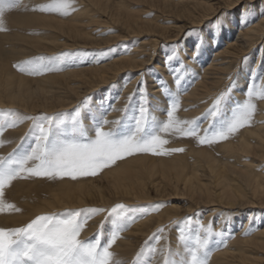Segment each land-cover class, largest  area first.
<instances>
[{
	"label": "bare ground",
	"instance_id": "obj_1",
	"mask_svg": "<svg viewBox=\"0 0 264 264\" xmlns=\"http://www.w3.org/2000/svg\"><path fill=\"white\" fill-rule=\"evenodd\" d=\"M40 1L41 5L51 2ZM128 1L150 4L152 9L149 12L172 11L179 25L170 29L173 26L162 27L154 21L135 17L134 14L124 17L119 6ZM198 8L209 11L206 5L188 0L176 3L169 0H72L70 13L64 16L65 20L54 13L48 15L35 10L20 15L17 8L5 7L2 17L5 30L0 31V110L4 107L22 110L25 115L41 113L54 116L66 111L70 114L90 98L91 108L83 114L84 125L90 132L93 122L100 119L109 104L113 105V110L105 117L108 122L105 129L114 126L113 122L121 120L125 115L121 120L123 126L120 131L126 132L133 125V117L139 104V98L136 99L137 88L141 81H146L153 118L157 122H163L167 119L165 113L169 107V99L161 88V78L172 92L187 89L178 97L180 107L176 116L182 121H190L187 117H202L211 107L213 98L225 92L230 94L225 107V118L230 116V110L247 99L246 89L251 77V83L257 92L253 99L257 108L251 126H246L229 139L219 142L222 144L219 152L221 161L209 156L203 149L197 152L198 168L211 178H206L209 183L214 179L216 185H204L202 188L206 190V201L202 199L205 202L190 203L185 215L202 219L201 223L205 227H213L216 232H224L221 228L227 226L228 229L232 225V231H225L232 233V238L224 234V238L231 239L230 242L217 247L222 238L216 237L215 242L210 244L212 257L209 264H264V173H261L264 172V99L259 96L264 88V14L255 19V15L244 11L243 17L240 15L212 29L210 26L204 32L198 31L195 35L186 36L193 27L201 26L210 19L204 16L205 19L200 24L193 23V19L189 18L190 12ZM95 11L110 16L112 22L121 28L122 34L106 39L98 38L103 33L102 30L105 32L107 28L103 21L93 18ZM12 23H16L15 27ZM11 28H21L22 31L15 33ZM60 36L63 42L59 41ZM197 40L203 41V44L199 54L193 56L192 47ZM65 53L69 54L63 59V69L66 70L44 71L47 67L61 68L58 61H42L38 71L27 70L29 61H36L39 57H59ZM169 54L172 55V60L165 64V58ZM253 58H256L254 66ZM12 62H19V66L14 68ZM21 68L24 69L23 75L18 74ZM173 68L176 69L175 72L172 71ZM177 75L181 77L179 85L175 83ZM129 97L132 99L125 114ZM20 116L23 118L22 123L11 132L16 141L21 139L29 126V119L21 114ZM200 122L204 128L208 127L203 120L200 119ZM163 134L164 132L160 133ZM166 138L184 143L182 147L185 148L187 144H197V138H183L177 133H167ZM9 149L4 144L0 146L2 153ZM165 149L169 150L167 153L171 152L170 147ZM115 164L103 177L104 184L109 185L106 190L116 198L125 196L133 203L134 199L144 194L146 188L132 176L131 173L134 172L131 171L130 163L121 164L120 168ZM54 183V189L57 190L53 193L55 198L49 204L38 202L37 212L34 214L109 204L98 186L85 187L68 183L59 189L54 180L44 182L46 186ZM244 191L251 196H247ZM43 195V187L34 184L27 186L19 182L15 184L12 196L31 212L29 197L42 198ZM149 210L151 211L150 208ZM228 211L234 212L233 215L237 218L226 225L225 215ZM200 212L204 214L201 215ZM130 214L134 215L133 212ZM179 215L181 214L175 210L173 213L159 212L151 217L146 214L137 219L132 230L124 233L125 238L117 240L113 246L118 251V255L114 254V257L118 256L120 264L130 262L131 255L134 254L129 252L132 240H142L164 225L172 228V242L168 245L171 258L186 259L187 249L180 237L183 235L191 238V244L193 238L201 233L199 225L193 230L187 228L184 231L188 223L181 220ZM105 216L106 213L95 216L89 222V232ZM213 216H218L217 222L211 221ZM4 218H7V214L0 215V219ZM108 220L109 224L104 227L105 237L112 230L111 218ZM241 223L242 227L237 230ZM234 228L237 231L233 233ZM249 230L252 234L245 236L244 233ZM89 232L87 231V235ZM164 237L153 240L156 251L153 253L152 264H165L167 260ZM144 261H148L147 256L141 258V264H147Z\"/></svg>",
	"mask_w": 264,
	"mask_h": 264
},
{
	"label": "snow or ice",
	"instance_id": "obj_2",
	"mask_svg": "<svg viewBox=\"0 0 264 264\" xmlns=\"http://www.w3.org/2000/svg\"><path fill=\"white\" fill-rule=\"evenodd\" d=\"M16 4L19 0H14ZM264 3V0H261ZM5 0H0V31L3 28V14L5 7H11ZM72 7V0H51L47 5L35 8L42 13H59L67 16ZM240 15L243 17L244 11ZM223 27V25H221ZM195 33H187L192 36ZM215 38L214 36L212 37ZM203 41L197 40L192 47L193 56L199 54ZM65 53L59 57H39L36 61L27 62V70L35 72L40 69V62L54 63L67 57ZM192 58V57H190ZM172 60L169 54L165 64ZM63 68L47 67L44 71H62ZM175 68L172 69L175 72ZM185 71H188L185 69ZM246 89L247 99L231 109L230 116L225 118V107L230 99L228 92L213 98L211 107L203 114L201 119L207 123L204 128L197 120L182 121L176 113L180 107L178 97L187 89L172 92L167 88L161 78V88L169 99L166 109V121L157 122L150 111L149 97L146 92V81H141L137 88L139 104L133 117L130 131L121 132L119 126L122 121L113 122L111 130H105L108 124L105 119L108 112L113 110L109 104L99 120L93 122L90 132L83 124L82 116L91 108L90 98L81 103L72 114L59 113L54 116L43 115L39 118H28L32 121L30 135L34 144L29 149L21 152L14 151L7 157H0V214L7 212H20L15 204L6 203L4 200L5 188L17 179L47 178L78 180L84 177L97 176L105 168L115 164L117 160L124 159L137 153H151L154 155L167 154L164 145L168 140L162 139L160 133H177L183 138H197L200 145H212L223 142L234 136L240 129L251 126L256 113V104L253 99L257 92L251 83ZM181 77L175 78L179 85ZM234 87L232 91H234ZM264 99V88L259 94ZM126 105L125 114L130 107ZM88 105V108H85ZM103 108V106H101ZM0 146L5 143L2 139L5 129L19 126L23 118L16 112H0ZM92 122V121H90ZM173 152H182L184 149H172ZM157 208L161 205H157ZM107 212L105 221H102L95 238L85 240L81 233L90 219ZM135 212L136 215H131ZM145 209H128L120 204L110 211L99 208H83L66 210L62 213H49L37 215L25 226L16 228H0V264H120L111 251L121 234L125 232L137 219L143 218ZM111 218L112 230L104 240L103 225ZM189 217L185 223H191ZM200 233L189 244L191 238L183 235L181 242L187 249V258L177 260L171 258L165 264H209L211 255L210 244L214 237L223 238V232H216L213 227L199 225ZM160 229L156 234L158 240L164 233ZM251 230L244 233L251 235ZM156 251L151 246H146L137 257L136 264H141V257L147 256V264H152V255Z\"/></svg>",
	"mask_w": 264,
	"mask_h": 264
},
{
	"label": "rangeland",
	"instance_id": "obj_3",
	"mask_svg": "<svg viewBox=\"0 0 264 264\" xmlns=\"http://www.w3.org/2000/svg\"><path fill=\"white\" fill-rule=\"evenodd\" d=\"M169 1L176 3V2L182 1V0H169ZM188 1H195L197 3H201L202 5H206L209 9V11H206L204 9L198 8V9H194L190 12L191 15L189 18H192L193 19L192 21H194L193 23H195V24H200L201 20L205 19L204 16H208L210 18L207 22L205 21L206 23L201 24V26L198 25V26L193 27L191 31L189 30V32H192V33H196L198 31L204 32V29L207 27L210 28V26H211L210 29H212V27H214L216 25H220L226 21L231 20L232 18H236V17L240 16L242 9H243V11H246L247 14L255 15V19L259 18L260 16H262L264 14V3H261V0H188ZM5 3L6 4H12L11 7L17 8L18 9L17 11L19 12L20 15L29 14L31 11L34 10L33 7L34 8L39 7L42 4V2L40 0H19L18 4H16L14 2V0H5ZM119 8H120L119 11L122 13V15L124 17H129V16H132L134 14L135 17L154 21L162 27L173 26L170 29L178 27V25H179V22L175 18L176 16L172 11L167 12V10H166V12H164V13L161 11H160V13L158 11L157 12L156 11L149 12V10L152 9L150 4L142 3L139 1H128L127 3L123 4L122 6H119ZM153 9L158 10L157 8H153ZM95 12L96 13H94L95 15H93V18L96 20H99V21H103L105 24L104 26H106V28H107V31L104 32L102 30L103 33H101V35H99V36L97 35L98 38L106 39V38H110L113 35H119L120 36L122 34L121 28H119L118 25H116L115 23L112 22L110 16H108L106 13H104V15H102V13H100V11H98V12L95 11ZM47 14L51 15L49 13H47ZM54 15L59 16L60 18H64V19L66 18V17L60 15L59 13H54ZM65 20H67V19H65ZM67 22H69V21H67ZM15 25H16V23H12L13 27H15ZM11 30H12V32L14 30L15 33L22 31L21 28H14V29L11 28ZM89 31L91 32L92 28H90ZM37 35H39V34H37ZM59 39H60L59 40L60 42L64 41L62 36H60ZM23 61H25V60H23ZM252 61H253L252 66H254V62H256V58H253ZM58 62H59V67L63 68L64 60L62 59ZM155 62H156V60H154L153 63H155ZM18 63L12 62L13 67L17 68L19 66ZM18 74L23 75L24 69H22V68L19 69ZM138 96L139 95L137 94L136 99L139 98ZM76 109H77V107H76ZM7 111H15V110L10 109V108H5V107L0 110V112H7ZM73 111L70 114H72ZM15 112L18 113L19 115L21 114L22 116H24L26 118H39V117L43 116V115H41V113H36V114H32V115H30V114L25 115V113L22 112V110L15 111ZM65 113H67V111ZM124 116L125 115H123L121 120L124 119ZM83 117L84 116H82V122L84 124V121H83L84 118ZM187 118H189L190 121L197 120L198 122H200V119H201V117H199V116H196V117L193 116V118L192 117H187ZM0 119H3V118L0 117ZM201 121H202V119H201ZM114 126H111L105 130L106 131L111 130V128ZM122 126H123V124H121L119 126V129ZM128 126H126V127L128 128ZM31 127H32V121H31V119H29V126L26 128L22 137H20L21 139H19L18 141L13 140L14 136L11 135V132L14 128H10V129L6 128L4 131L5 135H3V137H7V138L2 137V139L5 142L4 143L5 148H10V149L5 153L0 152V157H7L10 153H13L14 151H16V152L25 151V150L29 149L31 146H33L34 138L29 134ZM166 136H167V133H164L163 135H161V137H163V139H166L169 141L166 145H164V148L170 147V150L182 148V149H184V151H182V152H172L171 151L170 153L164 154V156L162 154L154 155L151 153H137V154H134L131 156H127L124 159L116 161L115 165H118L119 168H120L121 164L130 163V166H132L131 171L134 172V173H131V174H133L132 176L139 183L144 184L146 191L144 192V194L139 195L140 197L138 199L140 201H137L138 199H134L133 203H131V201H128L125 196H118L121 198H116L115 196H113L112 193H109L106 190V188L109 185L104 184L105 179H103V177L109 171V169L111 167H113L114 164L108 168H105L97 176H94V177H84V178H80V179L75 180V181L68 179V178H65L62 180L56 179L54 181L56 182V185L59 189L63 185H66L68 183L76 185V186H85V187L98 186L104 192L103 195L105 196V199H108V201H109L108 205L107 204H103V205L94 204V206H86V207L84 206L81 208L80 207L79 208H71L72 210H78V209L91 207V208H99V209H105V210L110 211L113 207L120 205V204H123L129 209L130 208L131 209L148 208V209H145V210H147V212H146L147 217L148 216L151 217L152 215L158 214L159 212L160 213L161 212L173 213L175 210H177L179 212V214H181V215H179L180 218L182 217L181 220L182 219L187 220L189 217L186 216L185 214H187L186 210L189 207L190 203H193V202L199 203V202H205L206 201V199H205L206 197L204 198V196H206L205 195L206 192H204V191H206V190H204V188H202V187L204 185H209L211 187H214V185H216L214 179H212L213 181L211 183H209L206 179L207 177H209L208 174L202 172L198 168V166L196 164V161L199 158V157H197V152L199 150L203 149L206 151V153L209 154V156H213V158H215L216 160L221 161L222 159H220L221 157H220L219 152L221 151V145L222 144L221 143H213L210 146L209 145H200L198 143V140H197L196 145L187 144L186 145L187 148H185V147H182L183 145H185L184 143H177L172 139L166 138ZM194 147H195V149H194ZM179 154H180V156H179ZM201 162H204V160H201ZM261 173H264V172H261ZM150 174H151V176H149ZM127 176H131V175H127ZM209 179L211 180L210 177H209ZM46 180H49V179H47V178L17 179L15 181H13L10 186H6L5 194H4L5 202L15 204L18 208L21 209V211L18 213L6 211L5 213L0 214V215L7 214V218L0 219V223H1L0 228L22 227V226H25L27 223L31 222V220L34 219L37 215L49 214V213H62L64 211L70 209V208H68V209H61V210H56V211H48V212H42V213L34 214L37 212L35 210H36V204H37V207L39 205L38 202H41L43 204H49L52 202V199L55 198V195L53 194L54 190H56V189H54L55 183L52 185L50 184V185L46 186V184H44V182ZM19 182L21 184L27 185V186H31L32 184H34L38 187H43V189H44V195L42 196V198H36L35 196L29 197V199L31 200V206H30V209L32 210L31 212L28 211V209H26V207L24 205L19 204V202H17V200H15L14 197L12 196L14 186H15V184H17ZM211 190H213V189L211 188ZM244 193L249 197L251 196V194H248L245 191H244ZM202 199H204L205 201H202ZM139 205H141V206H139ZM157 205H161V207L157 208L156 207ZM149 208L151 209V211L149 210ZM105 213L107 216V212H105ZM200 213H201V215L204 214L203 212H200ZM233 213L234 212L228 211V214L225 215L226 216V218H225L226 225H229V222H231L233 218H234V220H235V218H237V216L233 215ZM133 214L136 215L135 212H133ZM146 214H144L143 217H145ZM192 218H193L192 222L185 225L184 231L187 228L193 230V229H195L196 225L203 224V223H201L202 219H194V217H192ZM217 218H218V216H213L211 221L213 223L217 222ZM91 220L92 219H90L89 222ZM102 221H105V219ZM102 221H100L99 225H97L96 228L91 232H89L90 225L88 222V224L85 226V229L81 233V238L85 239V240L94 239L97 231L100 229ZM108 221L106 223H104V225H103V232L105 231L104 227H106L109 224ZM182 222H184V221H181V223ZM242 223L237 228V230L240 227H242ZM162 224H165V223H162ZM134 225H135V222L131 223L130 227L125 232H123L121 234L119 239H124L125 238L124 233H126L129 230H132ZM213 226H215V224H213ZM226 227L221 228L224 231L223 234H226L227 236L232 238V233L231 234L225 233L226 230L232 231L231 230L232 225H230L228 229ZM162 228L165 230L162 236L163 237L166 236V237H164L165 247H166L165 252H166L167 259H169L170 247H168V245L172 242L171 241L172 235H170V234H172V228H170L168 226L165 227L163 225V226L159 227L158 230L153 232L154 234L153 233L149 234V236L146 235V237H144L142 240L139 239L136 242V239H133L132 244H131V249L129 250V252L132 251L131 253H134L131 255L132 260L130 262H126V263L124 262L122 264H136L137 257L139 255V253H141V251L146 246H151L152 248H154L155 243H153V240L156 237V234ZM237 230H235V228H234L233 233ZM87 231L89 232L88 235H87ZM235 234H237V233H235ZM85 235H87V236H85ZM229 237L224 238V236H223L222 240L220 241V243H218L217 247H220V245H223L227 242H230L231 239ZM107 238L108 237H105V233H104V240H106ZM167 238H168V242H167ZM214 239H217V238L214 237L212 239L211 243L215 242ZM193 240H194V238H193ZM111 251L114 254L118 255V253H117L118 251L115 248L112 247ZM117 257L118 256H116L114 258L117 260ZM211 257L212 256L210 255V258ZM151 259L153 261V255H152ZM144 262L147 263V261H144Z\"/></svg>",
	"mask_w": 264,
	"mask_h": 264
}]
</instances>
